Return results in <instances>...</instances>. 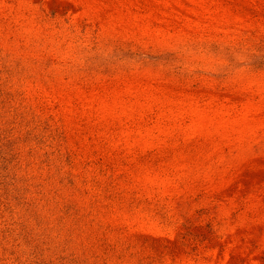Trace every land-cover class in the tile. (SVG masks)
<instances>
[{
	"label": "rangeland",
	"instance_id": "obj_1",
	"mask_svg": "<svg viewBox=\"0 0 264 264\" xmlns=\"http://www.w3.org/2000/svg\"><path fill=\"white\" fill-rule=\"evenodd\" d=\"M0 264H264V0H0Z\"/></svg>",
	"mask_w": 264,
	"mask_h": 264
}]
</instances>
